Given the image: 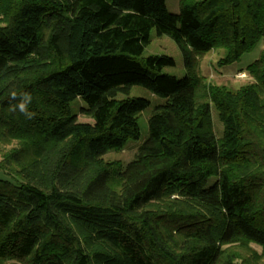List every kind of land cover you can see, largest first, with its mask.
Wrapping results in <instances>:
<instances>
[{
    "label": "trees",
    "instance_id": "obj_1",
    "mask_svg": "<svg viewBox=\"0 0 264 264\" xmlns=\"http://www.w3.org/2000/svg\"><path fill=\"white\" fill-rule=\"evenodd\" d=\"M153 30L183 78L143 57ZM261 42L264 0H0V142L19 143L0 160V264H264V48L235 92L202 84L198 62ZM133 86L165 104L131 161H106L141 137L150 101L117 98Z\"/></svg>",
    "mask_w": 264,
    "mask_h": 264
},
{
    "label": "rangeland",
    "instance_id": "obj_2",
    "mask_svg": "<svg viewBox=\"0 0 264 264\" xmlns=\"http://www.w3.org/2000/svg\"><path fill=\"white\" fill-rule=\"evenodd\" d=\"M166 7L170 13L178 14L179 0H166ZM263 48L264 42H261L252 51L243 54L238 61L225 65L221 63L226 53L223 49H214L204 55H200L198 62L199 75L202 78L201 83L206 86L224 87L233 92L239 90L245 85L251 84L253 80L248 75L247 68L258 59ZM153 55L169 56L175 60L176 65L174 67H165L163 73L174 76L178 79L185 76L186 70L184 67L183 56L178 45L166 35L158 37L154 30L151 32V42L145 48L143 57L146 58ZM117 98H144L151 103V107L143 111L138 119L141 130L140 139L130 140L122 151H111L104 156V160L106 161H119L126 164L134 158L137 149L148 136V118L152 108L164 105L165 100L155 96L153 93L140 86H133L128 94H119ZM83 106L84 104L81 100L73 102L71 104V114L76 116L78 122L92 123V117L82 111L81 108ZM211 112L215 136L217 139H220L223 135V124L220 122L217 111L213 106L211 107ZM18 146L19 143L17 140H12L10 145H4L0 142V160L3 155L9 153L10 150L17 148ZM256 248L260 250L258 247Z\"/></svg>",
    "mask_w": 264,
    "mask_h": 264
},
{
    "label": "clouds",
    "instance_id": "obj_3",
    "mask_svg": "<svg viewBox=\"0 0 264 264\" xmlns=\"http://www.w3.org/2000/svg\"><path fill=\"white\" fill-rule=\"evenodd\" d=\"M10 99L16 103L11 106L12 111H19L26 118L31 119L35 113L29 110V105L32 103V95L29 92H18L17 90L10 91Z\"/></svg>",
    "mask_w": 264,
    "mask_h": 264
}]
</instances>
